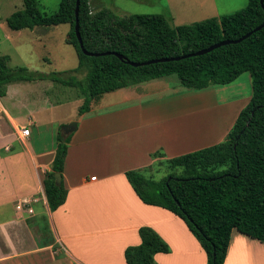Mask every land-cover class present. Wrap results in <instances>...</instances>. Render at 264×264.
I'll return each instance as SVG.
<instances>
[{
  "label": "crops",
  "instance_id": "0c3cea01",
  "mask_svg": "<svg viewBox=\"0 0 264 264\" xmlns=\"http://www.w3.org/2000/svg\"><path fill=\"white\" fill-rule=\"evenodd\" d=\"M47 1L38 0L44 12L49 11ZM246 1L155 0L161 3L155 13H175L177 26L220 17L235 11L234 3L244 7ZM11 2L6 23L24 8V0ZM58 26L11 30L2 22L6 38L16 33L35 43L52 44ZM242 76L203 90L182 89L180 81L157 78L105 93L83 114L85 97L79 89L70 97L64 85L49 79L8 83L0 96V264H127L125 250L140 244L141 226L152 227L170 247L168 253L155 255L157 264H208L206 251L184 219L145 203L126 173L145 172L160 157L224 141L252 97V90L244 89L252 84L251 75ZM70 99L76 101V116L63 113ZM199 109L213 112L211 128L182 135L175 113ZM72 120L77 127L66 132L71 137L61 173L67 197L52 211L44 179L53 171L62 126ZM22 128H29V135L22 136ZM224 264H264V243L234 229Z\"/></svg>",
  "mask_w": 264,
  "mask_h": 264
},
{
  "label": "trees",
  "instance_id": "16d2710c",
  "mask_svg": "<svg viewBox=\"0 0 264 264\" xmlns=\"http://www.w3.org/2000/svg\"><path fill=\"white\" fill-rule=\"evenodd\" d=\"M76 7L77 0H60L58 9L49 13L40 9L38 0H24V8L7 18L13 30L70 24L67 43L76 49L79 62L69 72L45 73L12 67L10 56L0 54V96L10 82L49 79L79 88L85 97L80 107L83 114L103 94L153 79L175 74L184 87L203 90L230 84L250 72L251 100L224 141L166 159L171 171L161 179L141 170H129L126 175L145 203L167 208L184 219L206 251L208 264L225 263L234 229L264 243V27L254 31L264 22V2L248 0L236 12L172 26L161 13L121 16L108 7L93 11L90 0H80L83 46L99 55L83 52L75 32ZM249 33L239 42L194 55ZM155 59L168 60L146 63ZM80 72H85L83 78L78 77ZM70 137L60 133L53 171L44 179L52 211L67 197L55 173H63ZM139 234L140 244L125 250L127 264H157L155 255L170 251L152 227L141 226Z\"/></svg>",
  "mask_w": 264,
  "mask_h": 264
},
{
  "label": "rangeland",
  "instance_id": "374dc122",
  "mask_svg": "<svg viewBox=\"0 0 264 264\" xmlns=\"http://www.w3.org/2000/svg\"><path fill=\"white\" fill-rule=\"evenodd\" d=\"M12 0H0V53L5 55L8 54L12 57L10 65L13 67L17 66H25L30 70H42L47 73L49 72H69L72 69H75L78 66V55L76 49L71 45L66 43L65 38L67 32L70 30V24H61L56 28L54 33V40L52 44L50 42L43 43H35L30 42V40L24 36H20L16 33L12 34L11 39L6 38L5 31L2 28V22L4 25H7L5 22V16L10 12V6H12ZM227 1V0H226ZM47 6L49 7L47 12L51 13L55 11L60 2V0H48ZM235 2V1H232ZM234 4H236L234 6ZM233 6L236 8V12L243 7H240V3H234ZM245 4V3H244ZM247 4V1H246ZM245 4V6H246ZM90 5L93 11H97L103 7H108L112 11H114L118 15H126V14H134V13H155L160 12L161 3L155 2V0H90ZM244 6V5H243ZM244 6V7H245ZM233 7V8H234ZM231 12V13H233ZM173 14V13H172ZM171 13H167L168 20L172 26L175 25V16ZM229 14V13H227ZM174 18V19H172ZM208 19V18H207ZM205 20V19H203ZM201 21V20H200ZM198 22V21H195ZM189 24V23H186ZM12 30V29H11ZM10 30V31H11ZM50 59L49 61L47 60ZM79 78H83L85 76V72L77 73ZM244 76L251 75L250 72H244ZM164 78H172L176 81H179L177 75H171L169 77ZM62 83H58L59 87H62ZM171 86V85H170ZM182 89L188 90L181 83L178 84ZM64 89H68L67 93L71 96L74 94H78L79 88H74L71 86H63ZM245 90L251 91L252 84L246 85ZM78 91V92H77ZM108 97V95H107ZM105 97V100L108 98ZM62 102H65L67 97L62 98L61 96L57 97ZM69 98V97H68ZM65 100V101H64ZM75 100L69 101L67 106L63 107V113L66 116H76L77 110ZM75 110V113H74ZM214 114L213 112L207 111L206 109H199L192 113H187L183 115V112L180 110L175 113L176 120L179 119V127L180 133L183 135L184 132L199 135L211 128V125L214 123ZM210 121H209V120ZM191 120L189 124L188 121ZM195 120V122H193ZM76 120L70 121L73 122ZM69 124V123H68ZM178 124V123H177ZM66 126V124L64 125ZM62 126V128L64 127ZM188 128V131H187ZM64 135H67L64 130ZM45 142V140L43 141ZM165 158H159L157 161L151 166L149 171H145V175L149 177H153L155 179H161L166 176L171 169L168 167L165 162ZM45 223V221H43Z\"/></svg>",
  "mask_w": 264,
  "mask_h": 264
},
{
  "label": "water",
  "instance_id": "95a60500",
  "mask_svg": "<svg viewBox=\"0 0 264 264\" xmlns=\"http://www.w3.org/2000/svg\"><path fill=\"white\" fill-rule=\"evenodd\" d=\"M263 2H264V0H261V3H263ZM79 4H80V0H77V7H76V25H75V32H76V35H77V37H78V39H79L80 45H81V47H82V49H83V52H84L85 54H88V55H99V53H91V52L87 51V50L84 48V46H83V42H82V38H81V34H80ZM263 27H264V22H263L261 25H259L256 29H254V31H258V30L262 29ZM254 31H253V32H254ZM250 34H251V33H249V34L245 35L244 37H242V38H240V39H237V40H226V41H222V42L217 43V44H215V45H213V46H211V47H209V48H207V49L200 50V51L194 53V55H196V54H204V53H206V52H208V51H210V50H213L214 48L219 47V46H221V45H223V44L239 42V41H241L242 39H244L245 37L249 36ZM120 57H121V56H120ZM180 58H181V57H175V58H173V59L178 60V59H180ZM159 60H168V59H155V60H152V61H148V62H146V63L157 62V61H159ZM131 64H133V65H135V66H138V65H141V64H145V63H135V62H132ZM76 127H77V122H76V121H73V122L67 124L66 126H64L63 129L69 134V133H71L73 130H75ZM55 177H56V183H57L58 185H61V183H62V174H61L60 172H56V173H55Z\"/></svg>",
  "mask_w": 264,
  "mask_h": 264
},
{
  "label": "built area",
  "instance_id": "2783aa9c",
  "mask_svg": "<svg viewBox=\"0 0 264 264\" xmlns=\"http://www.w3.org/2000/svg\"><path fill=\"white\" fill-rule=\"evenodd\" d=\"M22 132V136H27L30 133V129L29 128H22L21 129ZM94 179V178H93ZM22 205H19L18 208H21Z\"/></svg>",
  "mask_w": 264,
  "mask_h": 264
}]
</instances>
